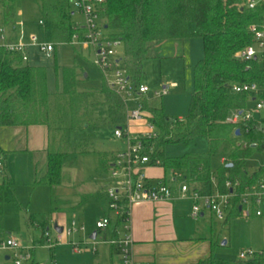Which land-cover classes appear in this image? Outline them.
Here are the masks:
<instances>
[{
	"label": "trees",
	"instance_id": "obj_1",
	"mask_svg": "<svg viewBox=\"0 0 264 264\" xmlns=\"http://www.w3.org/2000/svg\"><path fill=\"white\" fill-rule=\"evenodd\" d=\"M1 1L5 5L4 21L8 24L14 19L16 0ZM249 1L105 2L103 17L113 36L123 40L127 67L138 86L142 84L144 63L154 59V44L168 40L202 39L205 55L195 66L188 117L185 120L171 119L158 101H145L144 105L152 123L160 132L155 148L163 167L184 171L192 184L207 194L213 191L212 158L216 156L228 159V163L217 170L222 192L226 191L227 180H239L242 185L239 192H242L246 185L264 176V167L251 175L247 166V161L255 154H264L262 125L256 120L245 123L239 126L241 133L237 136L236 126L226 122L233 110L244 108L250 100L247 94L234 93V85L258 83L264 88V61L261 56L251 61L237 58L238 52L254 43L250 27L264 22V5L250 9ZM41 7L49 39L55 44L70 42L76 28L68 0H41ZM75 75L74 69H62L63 94L72 97L71 109L78 102V99H73ZM104 94L112 111L122 112L123 105L119 98L108 90ZM51 99L44 68L22 65L19 56L0 50V128L8 125H50L53 106ZM199 138L208 141V155H186L177 159L165 156L164 147L168 143L190 144ZM239 140L246 141L249 146L245 149L238 147ZM73 158L69 153L51 149L48 153L47 173L37 184L51 188L61 185L63 169ZM229 164L232 167H228ZM10 185L9 179L0 185V223L6 205L5 194ZM30 222L41 230V243L49 230L50 217L31 215ZM117 225L120 226L119 223ZM196 264H264V252L248 261H229L212 255Z\"/></svg>",
	"mask_w": 264,
	"mask_h": 264
},
{
	"label": "crops",
	"instance_id": "obj_2",
	"mask_svg": "<svg viewBox=\"0 0 264 264\" xmlns=\"http://www.w3.org/2000/svg\"><path fill=\"white\" fill-rule=\"evenodd\" d=\"M70 5V4H69ZM71 7V6H70ZM73 16L76 13L72 8ZM4 11L5 5L0 0V30L3 29L5 31V35L8 42H17L19 36L21 34L24 35L25 40L27 42L30 41L32 37H36V35H29L28 33H34L35 28L37 27L40 30V33H43L47 38V41L52 42L49 39V33L46 29L47 23L43 18L41 0H16L15 2V13L14 19L12 22L6 24L4 21ZM81 16V15H80ZM82 18V17H81ZM44 21V26L40 25V21ZM73 21V17H72ZM83 18L79 22L73 21L76 26L78 23H81ZM34 26V27H33ZM37 38V37H36ZM193 39V38H192ZM191 39L185 40H168L158 42L153 45V56L154 50L156 47L160 45L163 46H175L182 48L183 51L187 50V41ZM190 43V42H189ZM59 45H68L69 44H57L53 57L47 58L45 55L39 52V50L35 47H29L27 50V54L29 56L28 62H22V65L30 66L32 68H44L46 70L47 75V87L48 91L52 97V103L61 101L62 103L66 102V99L69 98V102L72 101V97L65 96L64 92V80L62 78V69H74L75 70V97H78V102H80L79 107H75L72 110V114H70V122L68 129H71L72 134L78 132L80 130L86 131L89 127L94 130L100 129V124L107 126H111L113 128V136L114 130L118 125L123 123L121 112L115 113L112 111V107L107 102L106 96L104 94L107 91L104 81L99 73V79L101 86L92 87L94 80L91 79L90 73L87 72L86 64L90 63L88 55L83 54L84 49H80L78 51L77 48L73 47L75 50L73 51L74 59L73 64L68 66H58V48ZM72 47V46H71ZM82 50V51H81ZM89 53V52H88ZM125 51L121 50V56L124 55ZM90 55V54H89ZM155 58V56H154ZM50 60L49 62H55L54 67L50 66V63H44V61ZM126 65V61L124 62ZM92 65V66H91ZM89 64L91 69L97 70L94 68L93 63ZM98 71V70H97ZM166 85V84H165ZM164 86V85H163ZM49 87L53 88L51 91ZM100 89V98H95L92 96V92L98 91ZM194 88V87H193ZM157 90H152L148 96V101H158L163 100L165 97H156L154 92ZM74 99V97H73ZM76 99V100H77ZM104 103L109 111V117L104 121L100 122V120L94 114V109L99 103ZM256 119H264V111L255 115ZM183 120V119H181ZM135 125V124H134ZM133 125V126H134ZM264 128V123L261 124ZM135 127H138L135 125ZM57 131L54 132L53 126L50 124H36V125H8L0 128V153L3 157V169L5 170V174L0 178V185L3 184L6 180H10L9 172H8V160H10V173L15 179V170H19L20 174H22V168L24 173L28 175V181L33 182L35 185L45 186L37 184V182L43 178L48 170V153L51 149L60 150L62 152L69 153L73 155H79L83 152H95L94 150L86 149V144L79 145L77 141L75 142L73 139H69L68 141L65 138V132L67 128L56 127ZM100 146L99 148L103 149L104 144V136H100ZM115 138V136H114ZM116 139V138H115ZM117 140V139H116ZM122 144V149L125 147V144L121 140H117ZM239 140L238 142H241ZM102 145V146H101ZM84 148V149H83ZM71 150V151H70ZM82 150V151H81ZM97 151V150H96ZM119 151V150H118ZM113 152L111 154H100L99 155V171L101 174L100 184H87V181L82 178L78 182L82 184V188L78 190V198L75 201L70 203V205L64 204V206L58 210L59 208H54V203H51L53 206V220L50 218V223L52 221L53 229L55 225L65 228L67 227L73 218L68 219L67 211H65V206L67 208L78 207L77 209H81L83 205L86 203L85 198L81 197L83 192L86 195L96 194L98 196L100 206L98 208V217L96 219V224L99 220L109 215L112 218V224L106 231H98L96 227L97 237L95 240L92 239V231L94 228L93 225H87L85 231H79L77 233L87 234L92 243H86L85 241H66L65 244L61 246H57L55 249H49L51 251V260L48 264H117V257L120 256L118 251L110 245V241L117 237L130 236L132 240V251L133 256L137 264H196L202 260L209 258L210 256H216V252H218L220 247V235L218 234L216 227L212 226L211 228L207 227L206 224L198 223L196 220L192 219L191 207L192 203L190 201L183 200H175V201H167V202H142L134 205L132 208V214L130 221L128 223V230L125 229L124 226H118L115 216L113 214H109L107 211V203L103 194L104 188L111 182L109 170H108V161L115 154ZM256 155V154H255ZM221 157L220 166L226 165L228 163V159L225 156ZM251 159V158H250ZM249 159V160H250ZM248 160V161H249ZM247 161V164H248ZM230 165V164H229ZM229 165H227L229 167ZM248 166V165H247ZM214 171L212 176L216 177L217 185L220 188L219 177L217 170ZM232 167V166H231ZM264 167L260 166L253 171H249L252 175L258 169ZM65 168V167H64ZM171 170L166 168H149L147 173L151 179V182L161 183L164 181H169L171 177ZM249 170V169H248ZM64 173V169H63ZM211 176V177H212ZM63 178V174H62ZM106 181H105V180ZM105 182H104V181ZM89 182V181H88ZM11 183V181H10ZM63 183V179H62ZM78 183V184H79ZM95 183V182H94ZM97 183V182H96ZM76 184V182H75ZM62 185V184H61ZM56 186V187H60ZM83 185H85V189H83ZM92 185L91 187H89ZM213 186V184H212ZM49 187V186H48ZM51 188V187H50ZM55 187L51 188L54 189ZM85 190V191H84ZM214 190V186H213ZM221 190V188H220ZM202 191V190H201ZM203 192V191H202ZM213 192V191H212ZM7 193V191H6ZM84 194V195H85ZM85 195V196H86ZM52 198H55L54 194H52ZM52 202V201H51ZM190 203V205L186 208V203ZM5 208L7 206V197L5 194ZM4 208V211H5ZM202 214L199 219L206 218V210L207 208H202ZM213 217V220L218 221L214 214L208 210ZM36 215V214H31ZM30 215V216H31ZM38 216V215H36ZM49 216V215H48ZM230 216H239V213L235 208L229 210L228 217L224 221L226 223L229 220ZM238 217V218H239ZM241 219H245L240 217ZM198 219V220H199ZM259 219V218H257ZM4 220V216H3ZM2 222L0 223V233L7 236H14L12 234H6L1 231ZM29 225L33 226L30 222L29 217ZM34 229H37L33 226ZM76 233V234H77ZM99 235L102 236L101 240H99ZM73 236V235H72ZM71 236V237H72ZM41 237V230H39V235L34 237V260L37 264H39L37 260V248L42 247L44 245V240L39 243ZM69 237V238H71ZM21 239V238H20ZM22 240V239H21ZM23 241V240H22ZM226 243L223 245H227L228 241L225 240ZM85 242V243H84ZM24 244L31 245L25 241ZM72 244L81 245L80 251H75ZM91 245V248L89 247ZM253 250V249H252ZM255 251V250H254ZM257 253L264 252V250L255 251ZM118 255V256H117ZM5 264H11L9 261V254H3ZM8 258V259H7ZM219 258V257H217ZM222 259V258H221ZM121 260V256H120ZM239 260V258L237 259ZM234 261V260H232Z\"/></svg>",
	"mask_w": 264,
	"mask_h": 264
},
{
	"label": "built area",
	"instance_id": "obj_3",
	"mask_svg": "<svg viewBox=\"0 0 264 264\" xmlns=\"http://www.w3.org/2000/svg\"><path fill=\"white\" fill-rule=\"evenodd\" d=\"M71 8L81 15L83 21L78 23L76 33L69 44L77 49H87L92 55V63L99 71L105 87L114 93L122 102L121 112L123 123L114 130L117 140L124 142L125 147L117 151L108 161V170L111 182L104 188L103 194L107 203V211L115 216L120 226L128 230L134 205L142 202H167L177 199L190 201L191 218L198 220L201 217L203 206L210 210L218 221L224 222L229 210L235 208L240 217L250 219L252 217L264 220V176L252 184L243 188L239 180H227L225 192L217 185L216 177H211L214 186L212 193H203L195 187L187 178L184 171L171 170L169 181L152 183L148 176L149 168H164L162 160L156 155V140L160 132L152 123L149 113L145 110V101L151 93V88L146 85H136L130 70L124 63L125 56H121L120 50H124L121 38L114 37L113 32L107 33V23L103 17L106 0H68ZM263 6L264 0H250L248 7L254 9ZM44 26V21H40ZM250 30L254 36L253 45L241 50L237 58L243 61H251L261 56L264 61V22L260 25H252ZM57 44L47 41L38 42L32 37L29 42L23 34L17 42H8L5 31L0 30V50L19 56L22 62H28L27 50L35 47L47 58L54 55ZM125 55V53H124ZM171 91V85L162 86L154 92L156 97L167 96ZM236 94H247L249 103L244 108H238L226 119V122L239 126L256 120L264 123V119H256L255 115L264 111V88L258 83L236 84L233 87ZM181 120V119H180ZM139 126L141 132L133 134V125ZM146 127V128H145ZM238 127V128H237ZM145 129L147 131H145ZM241 131V129H239ZM237 146L245 149L249 144L242 140ZM3 157L0 153V168H3ZM112 224V218L107 215L96 224L98 231H106ZM56 233L55 237L45 234L44 244L49 249L66 243L67 238L79 231H85L76 220L63 228L62 233ZM110 245L115 248L121 256V264H137L132 251V240L130 236L112 239ZM75 251L81 250V245L72 244ZM35 246L24 244L20 238L14 236H3L0 233V253L9 254L11 264H32L34 260ZM262 253V252H261ZM253 250L243 251L239 254V260L248 261L256 256Z\"/></svg>",
	"mask_w": 264,
	"mask_h": 264
},
{
	"label": "rangeland",
	"instance_id": "obj_4",
	"mask_svg": "<svg viewBox=\"0 0 264 264\" xmlns=\"http://www.w3.org/2000/svg\"><path fill=\"white\" fill-rule=\"evenodd\" d=\"M81 19L82 18L79 14L73 16V21L75 22H79ZM109 32L110 30H107V33ZM28 34L36 35L37 40L40 43L47 42V38L43 33H40V30L37 27L35 28L34 33ZM187 45L188 47L186 51L175 46L168 47L167 45H160L154 50L155 58L146 61L143 67V75L141 79L143 85L148 86L154 91L159 90L165 84L171 85L170 93L165 96L163 100H158V102L164 109L165 113L173 120H185L189 115L194 89L195 66L205 55L202 39L193 38L187 41ZM74 50L75 49L71 46L59 45L57 65H72ZM78 51H80V49H78ZM82 52L86 56L88 55L89 64L91 65L93 61L92 55H89L87 49H84ZM49 61L50 60H45L44 63H50V66L53 68L55 62ZM89 64H86L87 72L90 73L91 79L95 82V84H92V87H99L101 86L99 71L91 69L92 65L89 66ZM49 89L51 91L53 90L52 87H49ZM100 89L101 88L95 92L93 91L92 96L100 98ZM77 98L78 97H75L74 100ZM61 101L52 103V120L50 121V124L53 126L54 132L57 131L56 127L58 126L67 128L70 122V114H72V102H69V98L66 99L65 103H62ZM79 105L80 103L77 102L73 106L78 108ZM94 114L101 123L109 117L107 106L101 102L94 109ZM132 129L134 136H136L135 133L141 132L139 126L135 127L134 125ZM145 131L147 130L145 129ZM64 132V139L67 141L73 139L75 142L77 141L79 145L86 144V149L94 150L95 152L86 151L82 154L75 155L73 160L67 163L64 168L63 183L60 187L51 189L48 186L35 185L34 180L32 183L29 182L28 175L24 173L23 168L22 174H20L19 170H15V179H13V176L10 173L11 163L10 160H8L7 167L11 185L6 193L7 206L4 211V220L1 226V231L6 234L16 235L18 238H21L32 246H34V237L39 235V230H36L33 226L29 225L28 221L30 215H49L51 220H53V205L51 204L53 203L52 194L55 196L54 207L59 208L58 210H60L64 204L70 205V203L78 198V190L82 188V184L79 183L81 181L80 179L84 178L87 181V184L92 185L100 184L102 182L100 179L102 173H100L98 168L99 155L101 153L111 154L122 149V144L114 138L112 133L113 128L108 124L107 126H105L104 123L100 124L99 130H94L89 127L86 131L80 130L72 134L71 129L67 128ZM100 136H104L105 145L103 146V149L102 147L101 149L99 148L101 141ZM164 153L169 159L182 158L186 155H208L209 144L205 138L196 139L190 144L184 142L168 143L164 147ZM220 162L221 157L216 156L212 158L213 170H216L220 166ZM247 165L249 171H253L256 168L263 166L264 154L254 155L248 161ZM5 173V170L0 169V178L3 177ZM83 187V189H85L86 186L83 185ZM84 194L85 193L83 192L81 197L85 198L86 203L81 209H77L78 207L67 208V206H65V211H67L68 219L73 218L77 221L80 227L86 229L87 225H93L94 228L90 231L91 234H93L96 231L95 223L99 213L98 208H101V206L96 194L89 196L86 194L85 196ZM201 204L204 207V204ZM189 205L190 203L187 202L186 208ZM238 217L239 216H230L226 223L217 222L213 220L211 213L206 210V218L196 220L198 223L206 224L209 228L212 226L216 227L221 239L220 247L218 252H216V256L220 259L222 258L229 261L237 260L239 254L243 251L252 249L253 251L264 250V220L255 217L250 219H241ZM53 225L54 224H52L51 221L49 234L52 235V237H55L56 233L52 228ZM87 234H89V232H87ZM87 234L75 233L71 238H67L66 241H68V239L70 241L81 240L90 244L92 243V240ZM101 238L102 236L99 235L98 239L101 240ZM225 240L228 241V244L223 246ZM89 247L91 248V245ZM117 258V264H121L120 256ZM37 260L39 264H48L50 262L51 251L45 244L42 247L37 248ZM0 264H5L3 253H0Z\"/></svg>",
	"mask_w": 264,
	"mask_h": 264
},
{
	"label": "water",
	"instance_id": "obj_5",
	"mask_svg": "<svg viewBox=\"0 0 264 264\" xmlns=\"http://www.w3.org/2000/svg\"><path fill=\"white\" fill-rule=\"evenodd\" d=\"M240 133H241V132H240V130L238 129V130L236 131V135H237V136H240ZM231 166H232V164L229 165V167H231ZM54 228H55V230H56L58 233H62V232H63V228H62V227H59V226L55 225ZM97 234H98L97 232H94V233L92 234V239H93V240L96 239ZM225 243H226V241L223 242V245H224ZM7 259H8V258H7Z\"/></svg>",
	"mask_w": 264,
	"mask_h": 264
}]
</instances>
